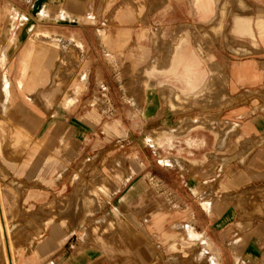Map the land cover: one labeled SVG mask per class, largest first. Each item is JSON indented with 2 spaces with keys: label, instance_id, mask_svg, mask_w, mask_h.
<instances>
[{
  "label": "crops",
  "instance_id": "obj_1",
  "mask_svg": "<svg viewBox=\"0 0 264 264\" xmlns=\"http://www.w3.org/2000/svg\"><path fill=\"white\" fill-rule=\"evenodd\" d=\"M113 1L111 11L121 4L120 0ZM105 4L106 1L99 0H33L31 10L41 19L64 20L71 28L80 26L90 37L95 36V44H102L101 29L78 20L87 21L92 15L85 12L101 11ZM133 5L140 11L145 6L143 0H136ZM130 12L121 10L120 16L128 18ZM176 15L171 23L172 28L179 27L177 37L158 39L163 44L159 46L163 56L142 70L131 64V71L141 75L140 110L152 119L151 123L165 126L156 130L157 137L151 136L150 143L145 145L179 147V158H166L179 163V189L191 190L202 205L206 220L222 222V235L236 260L248 249L250 254L243 264H264V249L255 262L256 245L251 239H262L264 244V0H193L190 9L179 7ZM27 22L28 17L18 13L7 14L3 20L0 10V51L5 48L8 61L6 81L0 80V138L5 141H0V155L7 146L23 155L15 170L5 169L0 156V258L7 255L12 262L21 252L20 247L38 250L45 246L48 236L52 239L63 229L80 228L85 245L65 257L61 264H105L103 259L111 264L116 260L140 264L139 256H145L146 241L154 237L171 248L172 262L179 259V264H224L223 250L211 239L209 228L205 231L207 236L182 222L172 223V229L165 230L173 207L158 199L153 191L145 194L149 188L145 177L121 196L125 207L137 195L142 197V204L132 216L115 220L108 214L89 221L104 200L142 168L136 154L128 157L127 164L124 156L112 161L105 173L92 179L89 187L69 195L58 194L43 204L41 208L47 215L31 222L33 236L27 237L25 243L20 242L26 237V227L18 215L24 212L27 217H35L37 213L14 206L9 218L4 190L25 200L33 199L35 192H23L28 188L23 178H29L24 169L30 161L41 153L39 165L33 166L29 173L35 174V180L39 181H44L49 173L51 181L56 182L68 166L61 151L71 152L81 141L77 132L71 138H62L53 151H44V142L51 139V134L44 129L46 136L41 140L32 138L43 126L34 120L36 110L47 114L58 103L59 110L69 108L87 87L86 74L81 72L75 77L69 67L72 56L78 55V48L73 44L65 46L52 36L39 38V31L33 32L29 26L21 28ZM137 29L140 36L148 34L146 26H118L115 34L119 37L112 39L105 32L104 38L113 49L122 50L132 30ZM70 34L79 36L75 31ZM21 37L25 43L18 54L14 83L13 53ZM75 40L80 47L82 42L76 37ZM89 103L86 117H93L98 123L103 115L100 99L96 95ZM27 104L30 109L24 107ZM178 110L179 116L175 113ZM119 126L120 122L115 120L107 122L103 130L107 135L120 133ZM178 130L179 137L174 136ZM79 173L76 170L70 182L74 183ZM187 173H199L201 180L190 186L187 178L180 177ZM205 181L210 182L206 192L193 191L202 188ZM237 209L244 216L242 220L236 218ZM194 218L198 219L196 213ZM15 229H19L17 235H13ZM97 249L101 255L95 254ZM202 253L204 257L200 256ZM160 263L158 254L153 264ZM16 264H25V259Z\"/></svg>",
  "mask_w": 264,
  "mask_h": 264
},
{
  "label": "rangeland",
  "instance_id": "obj_2",
  "mask_svg": "<svg viewBox=\"0 0 264 264\" xmlns=\"http://www.w3.org/2000/svg\"><path fill=\"white\" fill-rule=\"evenodd\" d=\"M32 1L0 0L2 19L7 18V14H24L28 17V22L21 26L22 29L29 26L33 32H40L38 36L41 39H47L52 36L61 40L65 46L75 45L78 48V55L75 57L71 55L72 62L69 67L75 77L81 72L86 74L87 87L77 96L69 108L65 107L63 110H59L58 103L54 107L49 108L47 114H40L38 110H36L37 113L34 112L36 114L34 117L35 122L38 123L40 121L43 126L38 134H32V138L36 141L41 140L46 136L42 132L44 129H46L48 134H51V139L46 143L44 142V151H53L54 145L60 143L62 138H71L77 132L80 133L81 141L75 150L71 152L61 151L63 158L68 161V166L63 176L57 179L56 182L51 181L52 175L49 173L44 177V181L35 180V174L29 173L33 166L39 165L38 160L41 153H38L37 157L30 161L29 166L24 169V173L29 178H23L24 183L28 187L23 192L27 194L35 192L36 196L33 199L25 200L23 197H17L14 192L8 189L4 190L9 218L13 216L11 209L14 206H19L25 211L32 209L37 213L35 217H27L24 212L18 215L19 220L26 227V237L20 242L25 243L27 237L33 236L34 229L31 226V222H34L36 218L47 215V211L41 208L43 204L51 202L58 194L69 195L79 189L89 187L92 179L100 173H105L112 161L124 156L127 158V164L129 163L128 157L136 154L139 162L143 164L142 168L139 172L132 175L109 199L106 198L101 209L94 213L89 221L105 218L108 214L115 220L118 217L132 216L134 210L142 204V197L137 195L131 204L125 207L121 203V196L139 178L145 177L149 184L145 194L153 191L158 199L167 202L173 207L172 210H169L165 230H171L172 223L182 222L191 225L196 231L202 232L207 236L208 234L205 231L209 228L211 239L223 250L224 264H243L249 257V250L247 249L236 260L230 251L229 242L222 235V222L220 220H206L207 215L203 213L202 205L198 202L197 197L191 194V190H186V188L179 189V163L176 160H166L167 157L179 158V147L170 149L160 145L158 148L145 145L150 143L149 138L151 136L154 139L157 137L156 133L158 132L156 130L165 126H161L155 121L151 123L152 119L140 110L138 91L141 75L139 72L135 74L131 71V64L142 70L143 68H148L153 60H159L160 56H163V52L159 49V46L163 44H160L158 39L165 41L164 38L175 39L177 37L179 27L172 28L171 22L177 16L176 12H179V7L187 6L190 9L193 0H143L145 6L142 11L133 5L136 0H120V6L115 7L112 11L110 9L114 2L113 0H99L102 3L106 1L101 11L90 9L85 14H90L92 17H89L87 21L78 20V22H81V24H83L82 22L92 23L95 27L100 28L99 34L102 37V44H95V36L91 35L93 38L90 37V33L88 32L87 34V31L80 29V26L71 28L70 24L65 23L66 21L64 20L57 21L52 18H39V15L34 14L31 10ZM121 10H125V12L131 11L129 17L125 19L121 17ZM118 26H138L140 28L146 26L148 27V34L140 36L138 35L139 29L132 30V34L124 48L115 50L104 38V33H110L111 38L115 39L119 37L115 34ZM47 31H50L48 35L46 34ZM72 31L77 32L79 36L70 34ZM133 32L137 33L133 34ZM75 37L82 42L80 47H77ZM155 39L157 41L154 43ZM24 43L25 39L21 37L20 43L13 53L15 66L12 80L14 83L16 82L18 54ZM3 51H5V48L0 51V56ZM5 62L8 63V61ZM7 63L3 67L0 66V80H2V83L5 80ZM72 64H75V68H72ZM165 87L163 88L167 90ZM96 95L100 99L101 109L103 110V115L98 123H95L93 117H86V111L91 106L89 101ZM24 107L30 109L28 104L24 105ZM175 113L179 116V110ZM115 120L120 122V133L114 132L111 135H107L103 130L105 124ZM175 134L174 136L179 137V130ZM0 141L1 143L5 142L3 137L0 138ZM177 144L179 145V142ZM0 156L3 160L2 166L5 169L15 170L18 168V162L23 155L12 152L11 146H7ZM76 170L80 171L79 177L72 183L70 182V177ZM180 177L187 178V183L190 186L201 180L199 173L180 174ZM6 181L5 179L1 180L2 183H6ZM202 183L204 184L202 188L194 189L193 191L196 193H199V191L206 192L205 187L208 188L210 182L205 181ZM256 183L253 185L256 186ZM236 211V218L242 220L241 218L244 216H240L238 209ZM194 212L198 219L194 218ZM218 216H223V214ZM140 219L143 223V219ZM18 232L19 229H15L13 235H17ZM240 233L239 231L237 235ZM251 239L252 244L256 245L253 253L256 262L259 261L263 254L264 244L262 239L259 241H256V237ZM145 244V256H142V254L138 255L142 260L140 264H153L158 254L161 261L160 264H179V259L174 262L170 261L174 253L162 240L154 237L152 240L146 241ZM84 245L83 231L80 228H67L63 229L62 233L57 237L51 239L48 236L43 248L38 250L34 248L26 251L23 247H20L21 252L17 254L16 260L11 262L5 255L0 258V264H16L23 259H25V264H61L65 257L70 256ZM197 246L201 248V243H197ZM35 249L36 251H34ZM201 249L205 250V248ZM95 254L101 255L100 250L97 249ZM200 256L204 257L205 255L202 253ZM103 261L105 264H111L104 259ZM113 264L134 263L131 261L123 263L116 260Z\"/></svg>",
  "mask_w": 264,
  "mask_h": 264
},
{
  "label": "bare ground",
  "instance_id": "obj_3",
  "mask_svg": "<svg viewBox=\"0 0 264 264\" xmlns=\"http://www.w3.org/2000/svg\"><path fill=\"white\" fill-rule=\"evenodd\" d=\"M5 61H7L6 60V57H5V51H3L2 53H1V57H0V66H2L3 67V65L4 64H6L7 62H5ZM4 69V68H3ZM6 80V79H5ZM8 83V82H7ZM196 231V230H195ZM197 233V232H196ZM1 234H3V233H1ZM200 234V233H199ZM199 234L197 235V236H199ZM4 235V234H3ZM4 237V236H3Z\"/></svg>",
  "mask_w": 264,
  "mask_h": 264
}]
</instances>
